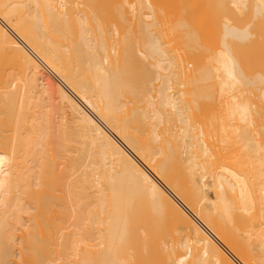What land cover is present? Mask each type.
Listing matches in <instances>:
<instances>
[{
    "label": "bare ground",
    "instance_id": "1",
    "mask_svg": "<svg viewBox=\"0 0 264 264\" xmlns=\"http://www.w3.org/2000/svg\"><path fill=\"white\" fill-rule=\"evenodd\" d=\"M110 1L0 0V264H264L260 23L202 55L180 1Z\"/></svg>",
    "mask_w": 264,
    "mask_h": 264
},
{
    "label": "rangeland",
    "instance_id": "2",
    "mask_svg": "<svg viewBox=\"0 0 264 264\" xmlns=\"http://www.w3.org/2000/svg\"><path fill=\"white\" fill-rule=\"evenodd\" d=\"M113 1H114V0H111L110 2H112V3H109V5L112 6V8H113L114 10H115V8H116L117 6L114 5L113 3H115V4L118 3V7H117V9L119 8V6H122V5H125V6H126V4H127L128 2H129V3H132V2H130V1H132V0H130V1L127 0L128 2L124 1V3H126V4L123 3V0H117V1L115 0L117 3H116L115 1H114V2H113ZM121 1H122V3H121ZM159 1H160V0H154L155 4L157 3V4L155 5V9H157V8H156L157 6H158V8H159L157 11H159L160 8L163 7L158 13H157V11H156V14H159V16L162 14V16H160V18L158 17V18L160 19V21H162V17H163V20L166 21V19L164 18V16L166 15V16H165L166 18L169 16V14H170V16H171L173 13H172V11L170 12V9H171V10H174V8H177V7L179 6L178 4H179V1H180V6H181V7L179 6L180 8L177 9V11H176V9H175V11H174V14H175V15L173 14L174 16H176V17H173V18H175V19L177 18V19H176V20H175V19H173V20L171 19L170 21H171V22L179 21V22H181V23H182V22L185 23L186 26L188 25L187 27H189L190 30H191V32H192L190 37H191L192 39H195V40L197 41V43L199 44V45H197V46L200 47V49H201L203 46L205 47V48H202V50H199V49H198V50H199V53H202V55L207 54L206 51L209 50V48L217 49L218 47H220V46L218 45V44L220 43V40H218V39H221V40L223 39V36H222V38H220L221 35H222V33L224 32L223 30L225 29V27H224V29H223V25H222V24H224V22L227 21V18H228L230 21L233 20L232 22L236 23L237 26H239V27H241V28H242L241 25H244V28H245V26H247L246 23H248V24L250 25V23H251L250 21H252V24L254 25V26L251 25V26H252V27H251L252 30H253L254 27L258 26V24L260 23V25L258 26L259 28H257V27H256L257 29L255 28V30H257V31L255 32V31L253 30L255 34L253 35V33H252L253 31L251 32V34L254 36V37H253V38H254V42L257 40V39L255 40V38L258 37V36H257L258 33H259V37H260V36H261L260 34L264 32V19H262V18H264V17L261 16V15H260V17H259V16H258V17H255L256 15L254 16V14H256V13H254V11H255L256 9H255V7H254L255 5H254V1H253V0H247V3H248V4L246 3L247 7H246V5H245L244 8H243L244 11H242V12H240V13H238L239 11L237 12V11L233 8V6L230 5V0H229V1H228V0H218V1H217V0H207V2H208L210 5H208V3L206 2V0H204V1H203V0H202V1H201V0H183V1H182V0H176L177 2H175V0H171V1H170V0H165V1H164V0H161V1H160V2H162V3H165V2L167 1L168 4H167V3H165V4H166V5H169V7H168V6H165V4L162 5L161 3H159ZM169 1L171 2L170 4H169ZM211 1H213V4L211 3ZM134 2H135V1H134ZM134 2H133V3H134ZM181 2L183 3V6H184V7H182V3H181ZM188 2H189L190 4H189ZM227 2H228V3H227ZM136 3H138V2H136ZM172 3H174V4H172ZM175 3H176L177 5H176ZM192 3H193V4H192ZM206 3H207V4H206ZM226 3H227V4H226ZM134 4H135V3H134ZM159 4L161 5V7H160ZM205 4H206V5H205ZM250 4H251V5H250ZM127 5H129V4H127ZM139 5L141 6V4H139ZM186 5H187V6H186ZM204 5H205V6H204ZM207 5H208V7H206ZM213 5H214V6H213ZM217 5H218V6H217ZM228 5H229L230 7H231V6H232V7L229 8ZM115 6H116V7H115ZM136 6L139 7L137 4H136ZM185 6H186V7H185ZM211 6H213V7H211ZM226 6H228V8H227ZM142 7H143V6H142ZM153 7H154V6H153ZM164 7H165V9H169V10H167V12L169 11L168 13H167L166 10L164 9ZM171 7H172V8H171ZM191 7H192V8H191ZM210 7H211V8H210ZM251 7H252V8H251ZM124 8L127 10L128 6H127V7H124ZM129 8H131V6H130ZM129 8H128V9H129ZM143 8H144V7H143ZM145 8H146V7H145ZM185 8H187L188 10L185 9ZM225 8H226V9H225ZM253 8H254V9H253ZM125 9H123V10L126 11ZM146 9H148V8H146ZM245 9H247V11H246ZM144 10H145V9H144ZM149 10H150V9H149ZM149 10H148V11H149ZM163 10H164V11H163ZM184 10H186V12H185ZM204 10H205V11H204ZM119 11H120V10H119ZM127 11L130 12V9L127 10ZM146 11H147V10H145V13H146ZM148 11H147V12H148ZM188 11H189V12H188ZM192 11H194V12L192 13ZM198 11H199V12H198ZM200 11H201V12H200ZM231 11H232V12H231ZM235 11H236V12H235ZM128 12H126V13L128 14ZM131 12H132V10H131ZM131 12H130V13H131ZM141 12H143V11H141ZM149 12H150V11H149ZM160 12H161V14H160ZM164 12H165V13H164ZM175 12H176V13H175ZM177 12H178V13H177ZM196 12H197V14H196ZM204 12H205V13H204ZM249 12H250V13H249ZM114 13H115V11H114ZM117 13H119V12L117 11ZM179 13H180L181 15H180ZM183 13H184L185 16L183 15ZM198 13H199V14H198ZM237 13H238V14H237ZM111 14H113V12H112V13L109 12V14H107V16H106V17H108L107 20H108L109 22L114 18V15H111ZM132 14L135 15V13H132ZM164 14H165V15H164ZM167 14H168V15H167ZM176 14H177V15H176ZM230 14H231L232 16H231ZM117 15H119V14H117ZM129 15H131V14H129ZM134 15H132V17H134ZM190 15H191V16H190ZM233 15H234V16H233ZM239 15H240V16H239ZM243 15H244V16H243ZM257 15H259V14H257ZM111 16H112V17H111ZM156 16H157V15H156ZM182 16H183L184 18H183ZM189 16L192 18V20L190 19ZM193 16H194V17H193ZM207 16H208V18H207ZM230 16H231V17H230ZM250 16H252V18H250ZM118 17H120V16H118ZM126 17H130V16H127V15H126ZM126 17H123V19H125ZM135 17H136V16H135ZM135 17H134V19H135ZM178 17L181 18V20H180V19L178 20ZM185 17H186L188 20H189V19H190V20L188 21ZM235 17H236V18H235ZM246 17L249 18L250 20H249V19H246ZM254 17H255L256 20L254 19ZM109 18H110V19H109ZM111 18H112V19H111ZM116 18H117V16L114 18V20H115ZM121 18H122V17H121ZM136 18H137V20H138V15H137ZM170 18H171V17H169V19H170ZM196 18H197V19H196ZM224 18H226V19L224 20ZM237 18H239V20H237ZM117 19H118V18H117ZM134 19L132 18V22H133ZM155 19H156V18H155ZM159 19H158V20H159ZM182 19H183V20L185 19V20L183 21ZM200 19H201V20H200ZM252 19H254V21H253ZM257 19H258V20H257ZM114 20H112L111 22H113ZM120 20H121V19H119V21H120ZM126 20H127V18H126ZM126 20H125V23H127ZM137 20L135 19L134 22H137ZM144 20H146V19L144 18ZM150 20H151V19H149V21H150ZM156 20H157V19H156ZM194 20H195V23H194ZM247 20H248V21H247ZM121 21H122V20H121ZM121 21H120V22H121ZM151 21H153V18H152ZM167 21H169L168 18H167ZM197 21H198V22H197ZM240 21H241V22H240ZM246 21H247V22H246ZM120 22H119V23H120ZM191 22H192V23H191ZM205 22H206V24H205ZM207 22H208V23H207ZM242 22H243V23H242ZM249 22H250V23H249ZM113 23H118V22H117V20H115V22H113ZM123 23H124V22H123ZM203 23H204V24H203ZM211 23H212V24H211ZM240 23H241V24H240ZM197 24H198L199 26H198ZM239 24H240V25H239ZM207 25H208V26H207ZM111 26H112V25H111ZM191 26H192V27H191ZM210 26H211V27H210ZM261 26H262V27H261ZM193 27H194V28H193ZM195 27H196V29H195ZM204 27H206V28H204ZM208 27H209V28H208ZM110 28L113 29V26L110 27ZM191 28H192V29H191ZM215 28H216V29H215ZM260 28H261L263 31H261ZM193 29H194V30H193ZM212 29H213V30H212ZM217 29H218V30H217ZM258 29H259V31H258ZM208 30H209V31H208ZM248 30L250 31V28H249ZM193 31H195V32H193ZM197 31H199V32H197ZM212 31H213V32H212ZM260 31H261V32H260ZM193 33H194V34H193ZM201 33H202V34H201ZM220 33H221V35H220ZM256 33H257V35H256ZM198 34H200V35H199L200 38H199ZM194 35L196 36V38H194V37H195ZM255 35H256V36H255ZM184 36H185V35H184ZM193 36H194V37H193ZM204 36H205V37H204ZM188 37H189V36H188ZM216 37H217L218 39H217ZM262 37H263V39H264V36H262ZM262 37H260L261 39L258 38L259 41H257V42H263L264 40L262 41ZM197 38H198V40H197ZM201 38H202V42H201V40H200ZM203 38H204V39H203ZM205 38H206V39H205ZM210 38H213V39L216 38L219 42L216 43L217 40H215V39H214L215 41H213V39H212V41H211ZM253 38H252V36H251V40H252ZM196 41H195V42H196ZM199 41H200V42H199ZM206 41H209L210 43H209V42H206ZM252 41H253V40H252ZM252 41H251V42H252ZM212 42H213V43H212ZM248 42H250V40H249ZM248 42H247V43H248ZM254 42L249 43V44H250V47L252 46V44H254ZM200 43H205V44H200ZM221 43H222V41H221ZM238 43H241V42H238ZM249 44H248V47H249ZM263 44H264V42L261 43V44H256V45H258V47H259V45H260V46H263ZM201 45H203V46H201ZM212 45H213V46H212ZM215 45H216V46H215ZM210 46H211V47H210ZM238 46H239V45H238ZM216 47H217V48H216ZM240 47H241V46H240ZM238 48H239V47H238ZM253 48L255 49L254 51H253ZM260 48H261V47H260ZM260 48H257L256 46H255V47L252 46V48H251V49H252V53H250L251 51H249L248 48H247V52L249 51V53L252 55V56H251V55L249 54V57L251 56L250 58H251V59L253 58V62H252V63H254V60L256 59V57L259 58L261 55H262V56L259 58V60L261 61L262 59H264V54H261V53H264V51H263L264 47H262V48H263L262 50H260ZM240 49H241V48H239V50H240ZM210 50H211V49H210ZM256 50H257V53H258L259 51H261V52H259L258 54H256V52H255ZM202 51H203V52H202ZM207 52H208V51H207ZM209 52H211V51H209ZM209 52H208V53H209ZM212 52H213V50H212ZM253 52H254V53H253ZM203 53H204V54H203ZM254 54H255V56H254ZM207 55H208V54H207ZM253 56H254V57H253ZM3 57H4V56H3ZM6 58H7L8 61L6 60ZM8 58L10 59V57H5V59H4L5 62L3 63L2 66H3V67H4L5 65H6V66H5V68L2 67V68H3L2 70L5 71L6 75H5V74H4L5 76H4V75H3V76L1 75V76H2L1 79H2L3 77H5V78H7V79H8V78L11 79L10 77H12V76H11L12 74H13V77H12V78H14L15 75H16V77H17V74H18L17 72H19V70H17V67H14V66H17L16 64H14V61H15V60H13L12 62H10L11 59H10V61H9ZM16 58H18V57H16ZM16 58H15V59H16ZM258 58H257V59H258ZM22 59H23V57H22ZM28 59H29V58H28ZM28 59L26 58V60H28ZM19 60L21 61V59L18 58L17 62H19V65L22 66V63H21ZM23 60H25V57H24ZM26 60H25V62L23 63V65H24V64L28 65V64L26 63V62H27ZM259 60H257V61H259ZM6 61H7V63H6ZM248 61H249V60H248ZM257 61H256V62H257ZM0 62H1V61H0ZM2 62H3V60H2ZM15 62H16V61H15ZM17 62H16V63H17ZM29 62H30V60L28 61V63H29ZM261 62H262V61H261ZM261 62H260V64H261L260 69H262V68L264 69V67H263L264 65H262V63L264 62V60H263L262 63H261ZM30 63H31V62H30ZM250 63H251V61H250ZM1 64H2V63H1ZM9 64H10V66H8ZM12 64H13L14 66H12ZM248 64H249V63H248ZM254 64H255V63H254ZM254 64H253V65L250 64V65H252V66H250V67H249V65H248V68H251V67H253V66H256V65H254ZM260 64H259V65H260ZM30 65H31V64H30ZM30 65H28V66H22L23 68L20 67V66H18V67L20 68V71L23 69V71H21V73H23L24 70H25V71H26V70H29V69H27V67L29 68ZM7 67H8V68H7ZM256 67H257V66H256ZM256 67H255V70L257 69ZM9 68H10V69H9ZM14 68H15V69H14ZM19 68H18V69H19ZM0 69H1V68H0ZM5 69H6V70H5ZM13 69H14V70H13ZM30 69H32V66H30ZM251 70H252V68H251ZM251 70H250L249 72H250L251 74H253V72H251ZM253 71H254V69H253ZM10 72H12L11 75L9 74ZM13 72H14V73L16 72L17 74H16V73L14 74ZM254 72H256V71H254ZM1 73H3V72H1ZM19 73H20V72H19ZM21 73H20V75H21ZM8 74H9V77H6V76H8ZM20 75H19V76H20ZM46 77L48 78V76H46ZM5 78H4V79H5ZM52 78H53V76H52ZM7 79H5V81L2 79V81H0V86L2 85V86L4 87V85H6V83H7V84H10V83H8V82H10V80H8V82H6ZM53 79H54L55 81L58 82L57 77L54 76ZM213 81H214V80H213ZM213 81H212V82H213ZM208 83H209V84H208ZM208 83H207V84H208V87H209L211 81H209ZM211 84H215V81H214V83H211ZM2 86H1V87H2ZM211 87L213 88L212 90L214 91V90H215V89H214V86L211 85ZM209 88H210V87H209ZM209 88H207L208 91H207L206 89H203V88H202V90H199V91H201V92H198V93L201 94V93L203 92V90H205V92L208 93V92H209ZM3 90H4V89H3ZM210 91H211V90H210ZM253 91H255V93H258V92H257V89H255V90L253 89ZM1 92H2V90H1V88H0V93H1ZM3 92H4V91H3ZM214 92H215V93H214ZM214 92H212V91L209 92V95H211V93H212V96H213L212 98H213V99L211 98V99L206 100V101L210 102V100H213V101L217 100V99H216L217 96L215 97V96L213 95V94L217 95V94H216V91H214ZM1 94H2V93H1ZM202 94H203V93H202ZM202 94H201V95H202ZM203 95H204V94H203ZM206 95H207V94H206ZM214 97H215V98H214ZM209 98H210V97H209ZM207 99H208V97H207ZM254 100H256V98H254ZM213 101L210 102V104H214V103L216 104L218 100L215 101V102H213ZM180 205H181V204H179V206H180ZM177 208H182V206H181V207H177ZM177 210H178V211H180V210L182 211V210H184V209L182 208V209H180V210H179V209H177ZM178 211H177V212H178ZM182 213H183V212H181V213L179 212V214H182ZM179 214L174 215L175 217L172 216L173 219L175 220L176 216L179 217ZM184 214H185V210H184ZM184 214H182V215L184 216ZM182 215L179 217L178 222H179V220L181 221L182 219H184ZM185 216H186V214H185ZM185 216H184V217H185ZM172 217L170 218V221H173ZM181 218H182V219H181ZM185 219H187V218H185ZM176 221H177V219L175 220L174 223H176ZM182 221H183V220H182ZM184 221H185V223H186V221H189V222H190V219H189V220H184ZM178 222L176 223V225H180V223H184V222H180V223L178 224ZM174 223H173V224H174ZM187 223H188V222H187ZM176 225H175V227H177ZM173 226H174V225H173ZM247 226H248V225H247ZM249 228H250V226H249L247 229H249ZM244 229H246V226H245ZM178 230H180L179 227H178ZM181 231H182V230H181ZM181 231H179V233H180ZM182 234H184V231L181 232V235H182Z\"/></svg>",
    "mask_w": 264,
    "mask_h": 264
}]
</instances>
